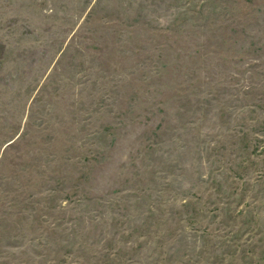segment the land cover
Here are the masks:
<instances>
[{
	"label": "rangeland",
	"instance_id": "374dc122",
	"mask_svg": "<svg viewBox=\"0 0 264 264\" xmlns=\"http://www.w3.org/2000/svg\"><path fill=\"white\" fill-rule=\"evenodd\" d=\"M0 264H264V0H0Z\"/></svg>",
	"mask_w": 264,
	"mask_h": 264
}]
</instances>
